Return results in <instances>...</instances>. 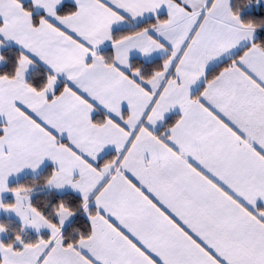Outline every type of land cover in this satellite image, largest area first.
<instances>
[{
  "label": "snow or ice",
  "instance_id": "obj_1",
  "mask_svg": "<svg viewBox=\"0 0 264 264\" xmlns=\"http://www.w3.org/2000/svg\"><path fill=\"white\" fill-rule=\"evenodd\" d=\"M0 264H264V0H0Z\"/></svg>",
  "mask_w": 264,
  "mask_h": 264
}]
</instances>
